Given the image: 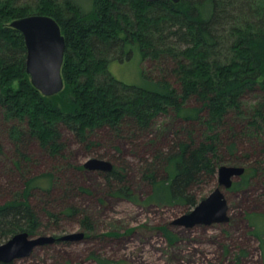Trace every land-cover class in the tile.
Wrapping results in <instances>:
<instances>
[{"label":"trees","instance_id":"16d2710c","mask_svg":"<svg viewBox=\"0 0 264 264\" xmlns=\"http://www.w3.org/2000/svg\"><path fill=\"white\" fill-rule=\"evenodd\" d=\"M31 14L52 16L66 37L65 87L52 96L32 84L24 38L10 26ZM136 52L142 60L153 59L163 72L173 59L172 78L144 72L146 83L137 85L111 74V62L129 60ZM249 92L262 94L250 126L264 133V0H0V105L8 118L26 124L12 127L19 145L15 165L26 173L20 181L10 177L6 186L0 179V195L6 198L0 203V244L20 232L38 236L46 218L77 216L85 229H94L88 211L70 203L77 179L57 182V173L72 169L65 160L62 126L90 148L115 149L95 151L114 164L112 171L101 173L113 195L137 203L140 198L118 155L120 142L137 139L159 114L174 110L189 125L183 136L145 160L143 177L151 187L145 202L191 211L200 201L196 186L215 179L221 165L241 164L235 155L243 151L244 142L229 119L233 111H242ZM197 123L207 127L200 140L194 138ZM224 127L233 129L228 136L220 131ZM97 133L101 136L96 139ZM32 139L53 166L39 175L28 172L29 162H37L29 151ZM257 164L245 165L246 172L230 189L264 173V166ZM257 215H250L252 223ZM257 228L264 231V224ZM92 258L99 264H122L99 254Z\"/></svg>","mask_w":264,"mask_h":264},{"label":"rangeland","instance_id":"374dc122","mask_svg":"<svg viewBox=\"0 0 264 264\" xmlns=\"http://www.w3.org/2000/svg\"><path fill=\"white\" fill-rule=\"evenodd\" d=\"M155 63L150 58L142 60L140 53L136 52L129 60L111 62L109 70L118 80L129 84L144 85V72L157 79L166 74L172 78L173 59L164 64L165 72L158 70ZM261 99L260 92H249L243 99L242 111L230 114L229 121L237 132H241L244 142L243 151L235 155L236 161L242 160L238 166L252 168L257 162L256 166H264V133H256L250 126L255 107ZM16 124L26 128L25 123L8 118L0 105V179L5 186L9 184L10 177L16 176L20 181V177L26 173L15 165L19 145L12 134V127ZM188 125L189 122L178 117L174 110H169L159 114L147 131L137 133V139L129 137L120 142L122 150L118 155L127 167L124 174L140 198L137 203L113 195L111 185L101 170H89L84 166L83 169L79 168L93 157L109 160L95 154V151L108 147L90 148L62 126L63 140L67 143L65 160L72 165V169L68 168L67 173H57L56 176L60 178L57 182L67 184L77 179L78 190L75 200H70V203L88 211L94 229H85L77 216H63L59 221L46 218L38 236L84 232V239L39 245L29 256L17 259L16 264H99L92 258L94 254L122 264H264V231L257 228L264 224V173L253 174L250 182L241 188L224 190L229 204V220L224 223L193 227L176 225L174 220L188 213V208L145 202L151 190L143 177L148 168L145 160H151L150 157L158 149H165L174 138L183 136ZM206 130L205 125L197 123L194 138L200 140ZM232 130L231 127L220 129L227 136ZM100 136L99 133L95 134L96 139ZM108 149L116 153L115 149ZM29 151L37 161L29 162V175H39L52 169L47 152L37 140H30ZM238 179L235 178V181ZM218 185L217 174L215 179L207 178L196 186L195 192L200 201ZM55 186L60 187L61 184ZM80 187L85 191L82 192ZM5 199L0 195V203ZM38 199L40 206H44L42 199ZM255 214H258L256 224L249 219L250 215Z\"/></svg>","mask_w":264,"mask_h":264},{"label":"water","instance_id":"95a60500","mask_svg":"<svg viewBox=\"0 0 264 264\" xmlns=\"http://www.w3.org/2000/svg\"><path fill=\"white\" fill-rule=\"evenodd\" d=\"M10 26L17 29L24 38L28 50L26 72L32 84L45 96L60 93L65 87L62 67L67 46L60 24L52 16L31 14L13 20ZM83 165L86 169L104 172L114 168L110 160L98 157L88 159ZM245 171L244 166L221 165L218 169L219 185L191 211L177 217L173 223L193 227L227 222L229 204L224 190L230 189L235 178L241 177ZM84 237V232H70L60 237L31 236L28 232H20L0 244V263H9L29 256L35 247L45 243H53L56 240L80 241Z\"/></svg>","mask_w":264,"mask_h":264}]
</instances>
